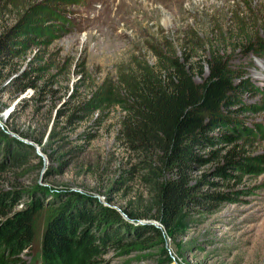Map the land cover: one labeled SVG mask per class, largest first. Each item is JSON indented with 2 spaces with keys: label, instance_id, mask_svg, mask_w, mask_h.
Instances as JSON below:
<instances>
[{
  "label": "rangeland",
  "instance_id": "1",
  "mask_svg": "<svg viewBox=\"0 0 264 264\" xmlns=\"http://www.w3.org/2000/svg\"><path fill=\"white\" fill-rule=\"evenodd\" d=\"M214 54L241 87L195 150L194 198L165 227L120 133L125 89L171 55L206 75ZM2 191L17 193L2 211L38 207L33 248H5L2 264H42L49 225L88 208L110 224L87 225V264H264V0H0Z\"/></svg>",
  "mask_w": 264,
  "mask_h": 264
},
{
  "label": "trees",
  "instance_id": "2",
  "mask_svg": "<svg viewBox=\"0 0 264 264\" xmlns=\"http://www.w3.org/2000/svg\"><path fill=\"white\" fill-rule=\"evenodd\" d=\"M206 63V75L203 66H199L200 73H195L189 59L171 55L162 63L138 67L125 89L128 105L120 133L128 151L135 155L133 169L139 171L152 195V217L165 227H171L194 198L188 172L194 162L203 160L195 150L208 138L207 130L222 120L226 105L241 87L234 83L223 58L210 55ZM28 154V150L17 151L16 158ZM232 156L235 154L231 152L227 162L232 161ZM16 196V191L0 192V208ZM37 210L36 204L19 210H0L4 215L0 218V264L5 248L14 258L33 248ZM76 219L82 220L80 228L85 229L79 237L71 235ZM96 221L110 224L109 218L94 208L81 209L74 217L64 216L52 222L42 236V264H87L96 239L90 226ZM155 230L160 233L158 228ZM115 239L117 243L121 241L118 235Z\"/></svg>",
  "mask_w": 264,
  "mask_h": 264
},
{
  "label": "bare ground",
  "instance_id": "3",
  "mask_svg": "<svg viewBox=\"0 0 264 264\" xmlns=\"http://www.w3.org/2000/svg\"><path fill=\"white\" fill-rule=\"evenodd\" d=\"M264 228V227H263ZM264 233V232H263Z\"/></svg>",
  "mask_w": 264,
  "mask_h": 264
}]
</instances>
